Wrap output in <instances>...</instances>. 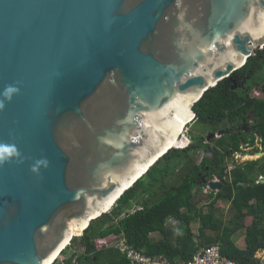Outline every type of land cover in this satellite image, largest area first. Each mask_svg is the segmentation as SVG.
I'll return each instance as SVG.
<instances>
[{
	"label": "water",
	"instance_id": "95a60500",
	"mask_svg": "<svg viewBox=\"0 0 264 264\" xmlns=\"http://www.w3.org/2000/svg\"><path fill=\"white\" fill-rule=\"evenodd\" d=\"M263 48L264 0H0V264L81 237Z\"/></svg>",
	"mask_w": 264,
	"mask_h": 264
},
{
	"label": "trees",
	"instance_id": "16d2710c",
	"mask_svg": "<svg viewBox=\"0 0 264 264\" xmlns=\"http://www.w3.org/2000/svg\"><path fill=\"white\" fill-rule=\"evenodd\" d=\"M257 90L264 92V48L193 106L195 125L208 126L212 133L226 132L210 140L213 155L202 147L205 153L196 164L190 155L192 147L180 139L175 150L150 168L109 213L91 221L81 237L72 239L63 253L69 249L74 254L65 264H73L74 258L88 264H130L113 248H96V241L110 237L124 238L134 250L149 257L164 256L174 264L188 262L201 248L211 245L219 246L221 255L236 264H260L255 256L264 251V183L259 181L264 179V162L236 164L224 172L242 147L254 148L260 141L264 152V100L251 96ZM250 122L255 127L253 136L242 131ZM182 137L192 139L185 130ZM214 176L222 188L207 195L210 202L204 211L195 203L196 188ZM218 202L230 205L233 215L228 222L216 216ZM135 206L142 210L130 213ZM246 219L251 222L246 224ZM193 224H198L197 234ZM241 230L245 249L238 248L233 239ZM152 234L159 238L155 240Z\"/></svg>",
	"mask_w": 264,
	"mask_h": 264
},
{
	"label": "built area",
	"instance_id": "2783aa9c",
	"mask_svg": "<svg viewBox=\"0 0 264 264\" xmlns=\"http://www.w3.org/2000/svg\"><path fill=\"white\" fill-rule=\"evenodd\" d=\"M259 142L260 141H257L254 148L261 151ZM249 149H252V148L242 147L241 152L237 153L236 156L241 153L247 152ZM238 157H241V155H239ZM136 210H141V208L135 207L133 208L131 213L135 212ZM95 245L97 249H101L104 247V248H113L119 251V253L124 255L125 258L129 260L130 264H174L170 262L168 259H166L164 256L149 257L142 252L134 250L132 247H130L126 243L124 238L110 237L107 239H101V240L96 241ZM259 253L262 254L263 252H259ZM73 254H74V250L69 251V254L67 255L66 254L64 255L62 251L59 257L56 259L55 263L65 264V262L69 258H71ZM256 258L260 260V264H264V259L262 258V256H256ZM77 263L78 261H76V258H74L73 264H77ZM175 264H236V263L224 258L221 255L219 246L211 245V246L201 248L188 262L175 263Z\"/></svg>",
	"mask_w": 264,
	"mask_h": 264
},
{
	"label": "rangeland",
	"instance_id": "374dc122",
	"mask_svg": "<svg viewBox=\"0 0 264 264\" xmlns=\"http://www.w3.org/2000/svg\"><path fill=\"white\" fill-rule=\"evenodd\" d=\"M210 129L208 128V126H198V125H195L191 128V131H190V134L192 137H199V136H202L205 138V134H207ZM191 137V138H192ZM193 139V138H192ZM208 144L210 145H213L210 142H207ZM203 143L200 144V145H197V148H192L190 151V155H191V158L192 160L195 161L196 164H198L201 160V158L203 157ZM255 148H252V149H249L246 153L248 155H245L243 156L242 153L239 154L241 155V157H238L239 155L236 156V154L234 155V158H232V160L230 161V163L228 164V168H227V171L230 172L233 168H234V165H241V164H244L246 162H250V161H258L259 159H261V162H264V152H261L258 150L257 153H255ZM261 153V154H259ZM260 161V160H259ZM159 162V161H158ZM157 162V163H158ZM262 179V178H261ZM261 179L259 181H261ZM217 180V178H213L211 177L208 182L210 181H215ZM264 180V179H263ZM206 183V182H205ZM202 186V185H199L197 186V190H196V196H195V203L198 204V207L199 209H203L204 211L207 210V205L209 204V200L207 199V195L210 194V193H217L216 191H211L209 189V187L207 186V183L206 185ZM215 209H216V216L225 221V222H228L231 218H232V211H231V208H230V205L228 203H224V202H218L215 206ZM251 222V219H246V224H249ZM170 225H174L175 223L173 222H170L169 223ZM192 229L194 231L195 234L198 233V224H193L192 225ZM155 240H157L159 238V235L158 234H152L151 235ZM234 241H235V244L237 247H240L243 243H239L238 241H241L243 242L244 240V230H241L239 231L236 235H234ZM81 252V251H80ZM65 254H69V249L67 250ZM257 256H262V258L264 259V253H258Z\"/></svg>",
	"mask_w": 264,
	"mask_h": 264
},
{
	"label": "bare ground",
	"instance_id": "6f19581e",
	"mask_svg": "<svg viewBox=\"0 0 264 264\" xmlns=\"http://www.w3.org/2000/svg\"><path fill=\"white\" fill-rule=\"evenodd\" d=\"M235 71H237V70H235ZM234 71V72H235ZM225 78H227V77H225ZM225 78H221V79H219L218 81L220 82V81H222L223 79H225ZM184 126V125H183ZM183 126L181 127V129L178 131V133H177V135H176V137L161 151V153H163L166 149H168V148H173V146L181 139V141H183V142H185L186 144H190V139H188V138H186V137H182V134L184 133V130H183ZM160 153V154H161ZM153 163V162H152ZM157 163V162H156ZM154 166V165H153ZM152 166V167H153ZM148 167V166H147ZM151 167V168H152ZM215 177V176H214ZM216 179V178H215ZM113 202H114V199L111 201V202H109L108 204H107V206H106V208H109V206L111 207L112 206V204H113ZM82 230V229H81ZM80 230V231H81ZM79 231V232H80ZM77 234V233H76ZM66 247V246H65ZM64 247V248H65ZM60 252H57L46 264H54L55 263V261H56V259L59 257V255L61 254H59ZM197 253V252H196Z\"/></svg>",
	"mask_w": 264,
	"mask_h": 264
},
{
	"label": "flooded vegetation",
	"instance_id": "af4514ba",
	"mask_svg": "<svg viewBox=\"0 0 264 264\" xmlns=\"http://www.w3.org/2000/svg\"><path fill=\"white\" fill-rule=\"evenodd\" d=\"M250 125H251V126H249V127H247V128H246V127L242 128V131L245 132V133H247V134L250 135V136H253V132L255 131V127L252 125L251 122H250ZM193 126H195V122H194V120H193V121H192V122L186 127L185 132L187 133V135L189 136V138L192 137L191 134H190V131H191V128H192ZM219 132H222V133H225V134H226V132H224V131H218V132L213 133V134H217V133H219ZM209 134H212V132L210 131V132H208L207 134H205V138H206ZM223 135H224V134H223ZM223 135H222V136H223ZM199 137H202V136H199ZM192 138H198V137L195 136V137H192ZM216 139H218V138H214V139H212V140L215 141ZM208 145H209L208 143H203V147L206 146V148H207V153H208V154L211 153V155H213ZM189 147H192V148L195 147V148H197V145H190ZM187 148H188V147H187ZM254 150H255V153L258 152L257 149H254ZM204 153H205V151H204ZM204 153H203V155H204ZM207 170H208V169H207ZM224 172H227V170L225 169ZM214 178H215V177H214Z\"/></svg>",
	"mask_w": 264,
	"mask_h": 264
},
{
	"label": "crops",
	"instance_id": "0c3cea01",
	"mask_svg": "<svg viewBox=\"0 0 264 264\" xmlns=\"http://www.w3.org/2000/svg\"><path fill=\"white\" fill-rule=\"evenodd\" d=\"M239 243H243L240 247H238V248H240V249H245V247H246V242H245V237H244V240H243V242H241V241H238ZM259 252H263L264 253V251H259ZM258 252V253H259ZM257 253V254H258ZM257 254H256V256H257ZM256 256H255V258H256Z\"/></svg>",
	"mask_w": 264,
	"mask_h": 264
},
{
	"label": "clouds",
	"instance_id": "9594fccd",
	"mask_svg": "<svg viewBox=\"0 0 264 264\" xmlns=\"http://www.w3.org/2000/svg\"><path fill=\"white\" fill-rule=\"evenodd\" d=\"M12 91V89L11 88H9V89H7L6 90V92H5V95H8V93H10ZM135 207H139V206H135ZM135 207H133V208H135ZM133 208L130 210V213H131V211L133 210ZM141 208V207H140ZM141 210H142V208H141ZM137 211V210H136ZM135 211V212H136ZM134 213V212H133Z\"/></svg>",
	"mask_w": 264,
	"mask_h": 264
}]
</instances>
